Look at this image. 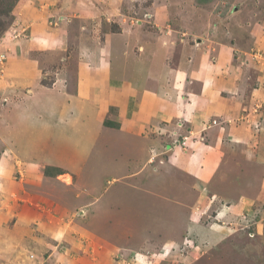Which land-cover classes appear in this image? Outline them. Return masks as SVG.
Listing matches in <instances>:
<instances>
[{
	"label": "rangeland",
	"instance_id": "1",
	"mask_svg": "<svg viewBox=\"0 0 264 264\" xmlns=\"http://www.w3.org/2000/svg\"><path fill=\"white\" fill-rule=\"evenodd\" d=\"M80 1L0 0V62L30 40L36 23L28 25L29 19L24 18L29 8L48 16L45 20L49 26L58 28L61 23L72 28L67 31L71 33L66 41L67 55L95 41L92 35L102 40L104 32L120 29L117 21L92 22L86 18L79 27L71 4ZM92 1L99 14L129 20L137 32L131 40L133 46L161 36L164 53L193 46L209 48L213 59L217 52L228 56L225 66L233 67L229 73L234 72V80L244 83L239 91L245 96L239 100L236 94L225 95L228 109L217 117L225 133L233 126L236 135L230 137L212 178L209 202L199 207L200 229L192 235L186 232L188 190L177 189L174 182L170 186L162 174L165 170L149 177L140 171V179L128 181L130 188L110 181L114 175L134 173L146 159V150L104 145L121 144L118 136L102 134L99 146L82 153L78 163L72 162V166L77 163L82 167L79 176L71 172L69 177L60 178L71 188L59 190L56 186L58 190L50 194V189L31 187L30 180H49L47 174L56 170L44 165L30 169L34 170L30 174L17 160L2 174L7 185L0 200V264H264V198L246 203L248 208L243 213H219L221 205L224 208V204L255 195L264 175V0ZM37 19L40 22L43 17ZM74 58L71 55V64ZM47 62L42 64L49 65ZM52 78L48 73L43 82L51 83ZM4 104L6 100L0 95V105ZM216 120L210 123L216 124ZM176 136L178 140L182 134ZM175 176L183 180L181 173L175 172ZM150 189L157 193H150ZM93 196L98 197L97 203ZM179 201L185 205L175 207ZM38 205L52 213L39 214L42 210L36 209ZM63 207L64 213L59 211ZM152 238L172 245L153 246L148 241Z\"/></svg>",
	"mask_w": 264,
	"mask_h": 264
},
{
	"label": "crops",
	"instance_id": "2",
	"mask_svg": "<svg viewBox=\"0 0 264 264\" xmlns=\"http://www.w3.org/2000/svg\"><path fill=\"white\" fill-rule=\"evenodd\" d=\"M72 9L78 12L72 16L78 17L81 28L82 19L86 18L92 22L117 21L120 29L104 32L102 40L92 35L95 41L92 39L88 46L87 43L80 45L74 54L67 55L66 41L71 34L67 31L72 28L61 23L59 29L49 26L45 20L48 16L33 8L24 14L29 19L28 25L36 23L30 33L32 39L27 40L23 49L18 47L9 59L0 62V95L6 100V104L0 105V200L7 185L2 174L17 160L30 174L34 171L30 169L44 165L56 170L53 175L47 174L49 180L31 179V187L50 189L49 194L58 190L54 189L56 186L59 190L71 188L60 178L69 177L71 172L79 176L80 158L99 146L100 136L107 132L118 136L121 144L111 142L104 143L105 146L146 150L142 167L134 173L114 175L110 181L125 183L130 188L128 181L140 179L142 171L149 177L165 170L162 174H166L170 186L175 183L177 189L188 190L186 232L192 235L200 229L199 207L209 202L207 192L212 178L226 154L230 137L236 135L233 126L225 133L217 116L228 109L225 98L228 93L244 99L245 93L239 91L244 83L234 80V72L229 73L233 67L225 66L229 64L228 56L217 52L212 53L213 59L209 48H183V44V49L177 52L165 50L164 53L161 36L136 47L131 40L137 32L134 33L125 16L105 17L99 14L92 0L72 3ZM41 16L43 19L38 22L37 17ZM71 55H75L74 64L69 61ZM65 58L66 61L59 63ZM44 59L49 65L42 64ZM48 73L53 76L52 82L44 83ZM212 120L217 123L211 124ZM177 134H182L178 140ZM72 162L77 163L72 166ZM147 168L151 171H145ZM175 172L181 173L183 180H176ZM152 192L157 193L155 189ZM255 192L251 197L224 204V208L221 205L219 213L229 210L240 214L248 208L246 203L254 198L263 199L264 175ZM93 198V202H98L97 196ZM179 202L175 207L185 205ZM65 208L59 211L64 213ZM36 209L42 210L39 214L52 213L45 206L38 205ZM59 211L53 212L59 214ZM148 241L153 246L156 243L172 245L167 240Z\"/></svg>",
	"mask_w": 264,
	"mask_h": 264
},
{
	"label": "built area",
	"instance_id": "3",
	"mask_svg": "<svg viewBox=\"0 0 264 264\" xmlns=\"http://www.w3.org/2000/svg\"><path fill=\"white\" fill-rule=\"evenodd\" d=\"M183 139H182V141L180 142L182 145H184L185 144V139H186V137L184 136V137H182Z\"/></svg>",
	"mask_w": 264,
	"mask_h": 264
}]
</instances>
